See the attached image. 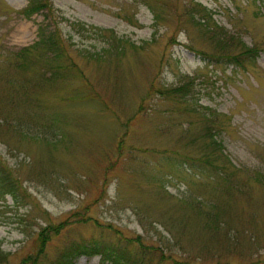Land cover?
<instances>
[{
  "label": "rangeland",
  "instance_id": "obj_1",
  "mask_svg": "<svg viewBox=\"0 0 264 264\" xmlns=\"http://www.w3.org/2000/svg\"><path fill=\"white\" fill-rule=\"evenodd\" d=\"M28 1L0 0V264L93 239L144 264H264V2L47 0L26 16ZM219 36L254 61L218 58ZM207 126L226 180L197 161Z\"/></svg>",
  "mask_w": 264,
  "mask_h": 264
},
{
  "label": "trees",
  "instance_id": "obj_2",
  "mask_svg": "<svg viewBox=\"0 0 264 264\" xmlns=\"http://www.w3.org/2000/svg\"><path fill=\"white\" fill-rule=\"evenodd\" d=\"M260 2H264V0H257ZM47 0H29L26 4V6L21 10V13L28 16L32 13L41 10L43 8H48L46 5ZM224 36H219L214 39L215 42V49L218 50L217 57L218 58H224V62L231 64L234 67H243V62L245 60H249L251 62L254 61L255 57V50L254 48L244 47L240 51H231L229 49L230 45L229 42ZM40 43L44 46V49L46 50L49 55H53L56 57H59V53H61L62 45L60 44L59 37L54 34L53 32H49L48 35H46L42 40H39ZM36 45V44H34ZM22 47L18 51L15 52V56L19 55H25L29 51L30 47ZM45 52V51H44ZM44 54V53H43ZM45 55V54H44ZM46 70L49 74L53 73L52 70L56 71L55 67H46ZM60 70V68L57 69V71ZM58 72H56L57 74ZM189 85H190V79L182 80L180 84L175 85L170 90H167L166 93L168 95H179L183 96L186 95L189 91ZM210 126H207L205 130V135L203 137L206 139L202 144H200L197 148V161L203 168H208L210 172H212L210 175L213 177H217L221 180H226L231 177L233 174V170L229 168V166H233L227 157V155L224 153L223 146L221 144L220 140H217L215 136L209 132ZM208 134V135H207ZM223 159V161H221ZM218 161V162H216ZM219 161H221L219 163ZM1 167V165H0ZM259 175V174H257ZM230 176V177H229ZM260 176V175H259ZM257 177V176H256ZM2 184L5 185V188L7 189L6 192L15 196V187L11 184V182H8L6 180V176L3 175V179H1ZM211 206L209 209L204 210L206 212H200V218L202 220L201 227L206 229H214L212 226V218L215 216L217 217L218 214H215L214 208ZM213 213V214H211ZM210 215V216H209ZM201 223V222H200ZM211 223V224H210ZM43 230V229H42ZM46 236L45 230L41 231L39 233V246L42 245L44 238ZM89 243V244H88ZM232 248V247H231ZM42 253V250L35 252L33 256L26 257L22 261L24 264L26 261L30 262L31 264H37L35 263L37 260L35 259L39 257V255ZM91 254V253H97L100 255L101 259L104 260H110L115 264H144L142 261L141 256L131 257L129 253L125 250L124 246H119L117 244H111V242L108 243H100L96 241V239L88 240V242H84L83 240H77L70 243H67L65 246L61 247L55 258L50 262V264H69L70 259L73 258L76 254ZM35 257V258H34ZM42 264V263H41Z\"/></svg>",
  "mask_w": 264,
  "mask_h": 264
}]
</instances>
